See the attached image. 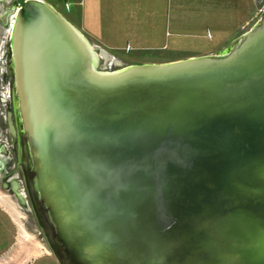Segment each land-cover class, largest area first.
<instances>
[{"label":"water","instance_id":"obj_1","mask_svg":"<svg viewBox=\"0 0 264 264\" xmlns=\"http://www.w3.org/2000/svg\"><path fill=\"white\" fill-rule=\"evenodd\" d=\"M10 45L23 191L59 264H264V11L214 54L123 65L24 0Z\"/></svg>","mask_w":264,"mask_h":264},{"label":"crops","instance_id":"obj_2","mask_svg":"<svg viewBox=\"0 0 264 264\" xmlns=\"http://www.w3.org/2000/svg\"><path fill=\"white\" fill-rule=\"evenodd\" d=\"M64 3L61 12L60 8L57 10L92 44L129 64L214 54L226 47V42L236 39L239 31L245 32L257 18V0H66Z\"/></svg>","mask_w":264,"mask_h":264},{"label":"rangeland","instance_id":"obj_3","mask_svg":"<svg viewBox=\"0 0 264 264\" xmlns=\"http://www.w3.org/2000/svg\"><path fill=\"white\" fill-rule=\"evenodd\" d=\"M22 1L17 0L14 5L11 0H0V21H5V25L0 22V43L3 39L2 35L6 34L5 32L9 34L11 31L14 10H16V6L22 4ZM44 1L56 7V9L60 8V12L65 4L64 2H66V0ZM263 11L264 0H257L256 21H252L251 25L244 30H249L260 19ZM240 35L239 31L237 36ZM226 44H229V42H226ZM0 58L3 60L2 57ZM122 63L123 65L129 64L126 60H122ZM98 65L103 66L102 68L105 70L117 68L113 64V59L109 62L99 60ZM2 78L4 82L11 80L5 75ZM3 87V85H0V99H5ZM11 107L10 98L7 97L5 103L0 101V142L6 143L7 147L13 150V153L11 155L8 153V156L0 154V264H59L37 226L23 192L24 187L18 168L17 137L15 135L11 137L5 127L6 112Z\"/></svg>","mask_w":264,"mask_h":264},{"label":"flooded vegetation","instance_id":"obj_4","mask_svg":"<svg viewBox=\"0 0 264 264\" xmlns=\"http://www.w3.org/2000/svg\"><path fill=\"white\" fill-rule=\"evenodd\" d=\"M17 0H11L12 4H16ZM24 3V0L22 1V4ZM21 4V5H22ZM20 5V6H21ZM19 7V6H18ZM16 6V10L18 8ZM14 10V13L15 11ZM13 19H14V15H13ZM3 22V24L5 25V21H0ZM13 22V21H12ZM6 34H3V39L2 42L0 43V48H1V52H0V57L3 58V60H1L0 58V64H1V68H0V85H3V92L5 94V99L1 98L0 101L1 103H5L7 97L10 98V104L13 107V97H12V87H13V74H12V66H11V45H10V37H11V31L9 32V34L7 32H5ZM5 75L7 77H9L11 80L10 81H3L2 76ZM11 107V109L9 111L6 112V120H5V127L7 128L8 134L11 137H14V135L12 134L10 127H9V123H8V113L12 112L13 108ZM4 146V147H2ZM13 150L9 147H7L6 143H1L0 142V154L1 155H7L8 153L9 155H11L13 152ZM1 166V165H0ZM13 180V179H11ZM10 182V180H9ZM11 185V182H10ZM24 192V191H23Z\"/></svg>","mask_w":264,"mask_h":264}]
</instances>
